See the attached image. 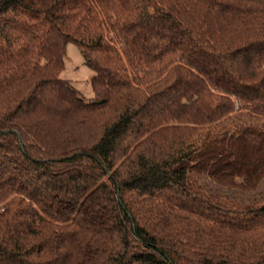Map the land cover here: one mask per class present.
<instances>
[{
  "label": "trees",
  "instance_id": "trees-1",
  "mask_svg": "<svg viewBox=\"0 0 264 264\" xmlns=\"http://www.w3.org/2000/svg\"><path fill=\"white\" fill-rule=\"evenodd\" d=\"M0 264H264V0H0Z\"/></svg>",
  "mask_w": 264,
  "mask_h": 264
},
{
  "label": "rangeland",
  "instance_id": "rangeland-1",
  "mask_svg": "<svg viewBox=\"0 0 264 264\" xmlns=\"http://www.w3.org/2000/svg\"><path fill=\"white\" fill-rule=\"evenodd\" d=\"M93 75L94 73L84 64L79 48L70 43L67 46L65 70L61 77L69 80L86 100H91L94 97L91 86Z\"/></svg>",
  "mask_w": 264,
  "mask_h": 264
}]
</instances>
